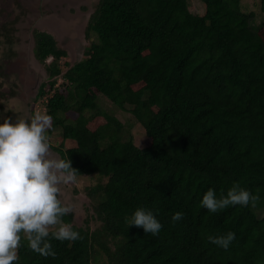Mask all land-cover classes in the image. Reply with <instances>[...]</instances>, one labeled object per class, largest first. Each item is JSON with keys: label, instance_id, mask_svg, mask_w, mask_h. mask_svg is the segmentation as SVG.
Listing matches in <instances>:
<instances>
[{"label": "trees", "instance_id": "16d2710c", "mask_svg": "<svg viewBox=\"0 0 264 264\" xmlns=\"http://www.w3.org/2000/svg\"><path fill=\"white\" fill-rule=\"evenodd\" d=\"M199 1L201 13L190 0H96L72 62L51 33L33 32L46 73L36 99L46 95L48 133L60 128L50 154L97 182L83 189L89 221L63 218L82 238L50 237L54 258L22 240L15 264H264V16L255 25L241 0ZM256 6L263 15L264 0ZM233 183L259 195L254 207L201 206ZM138 207L156 215L158 235L128 227ZM228 232L227 250L208 241Z\"/></svg>", "mask_w": 264, "mask_h": 264}, {"label": "clouds", "instance_id": "9594fccd", "mask_svg": "<svg viewBox=\"0 0 264 264\" xmlns=\"http://www.w3.org/2000/svg\"><path fill=\"white\" fill-rule=\"evenodd\" d=\"M50 127L51 117L39 112L30 119L5 117L0 122V264L19 260L22 240L31 251L54 258L50 237L60 241L82 238L63 219L73 212L74 206L60 198V185L75 183L79 172L69 158L51 156L46 134ZM259 199L258 194L233 183L219 197L209 188L200 204L217 213L229 206L254 207ZM182 218L181 212L172 215L174 222ZM125 222L128 227L143 228L153 236L162 228L153 211L144 207L135 209ZM234 239L233 232L208 237L209 242L225 250Z\"/></svg>", "mask_w": 264, "mask_h": 264}, {"label": "rangeland", "instance_id": "374dc122", "mask_svg": "<svg viewBox=\"0 0 264 264\" xmlns=\"http://www.w3.org/2000/svg\"><path fill=\"white\" fill-rule=\"evenodd\" d=\"M243 8L254 10L253 24H259L264 14L257 11V0H241ZM90 2V3H89ZM96 0H0V122L3 118L30 119L39 112L45 114L46 95L35 99L38 87L45 80V69L33 55V32L51 33L67 55L61 59L72 62L84 51L87 40L84 27ZM191 11L201 13L199 0H190ZM5 27V28H3ZM9 38V41L5 37ZM51 57L48 58L50 60ZM47 60V61H48ZM61 80L57 81L59 84ZM107 102L102 99L101 104ZM115 114L126 124L133 118L127 110ZM126 126V125H125ZM60 128L53 135L46 133L52 145L59 142ZM134 142L144 144L143 128L135 122L130 128ZM58 158V157H57ZM97 182V177H84L75 183L61 184L60 198L74 206L73 221L84 226L89 221L85 185ZM261 215V214H259Z\"/></svg>", "mask_w": 264, "mask_h": 264}, {"label": "flooded vegetation", "instance_id": "af4514ba", "mask_svg": "<svg viewBox=\"0 0 264 264\" xmlns=\"http://www.w3.org/2000/svg\"><path fill=\"white\" fill-rule=\"evenodd\" d=\"M90 3V2H89ZM39 88V87H38ZM38 92V91H37ZM36 96H37V93H36ZM36 96H35V99H36Z\"/></svg>", "mask_w": 264, "mask_h": 264}]
</instances>
